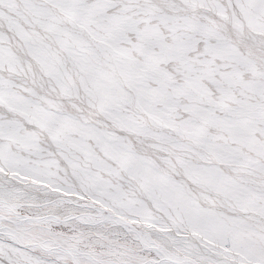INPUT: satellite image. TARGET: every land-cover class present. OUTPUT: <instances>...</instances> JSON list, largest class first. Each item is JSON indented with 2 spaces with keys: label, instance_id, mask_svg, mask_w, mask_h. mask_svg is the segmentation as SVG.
Instances as JSON below:
<instances>
[{
  "label": "snow or ice",
  "instance_id": "6c2138e0",
  "mask_svg": "<svg viewBox=\"0 0 264 264\" xmlns=\"http://www.w3.org/2000/svg\"><path fill=\"white\" fill-rule=\"evenodd\" d=\"M0 264H264V0H0Z\"/></svg>",
  "mask_w": 264,
  "mask_h": 264
}]
</instances>
